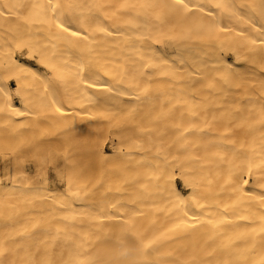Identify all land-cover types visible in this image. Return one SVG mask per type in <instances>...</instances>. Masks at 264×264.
Instances as JSON below:
<instances>
[{
  "label": "bare ground",
  "instance_id": "1",
  "mask_svg": "<svg viewBox=\"0 0 264 264\" xmlns=\"http://www.w3.org/2000/svg\"><path fill=\"white\" fill-rule=\"evenodd\" d=\"M23 135L0 264H264V0H0V139Z\"/></svg>",
  "mask_w": 264,
  "mask_h": 264
},
{
  "label": "rangeland",
  "instance_id": "2",
  "mask_svg": "<svg viewBox=\"0 0 264 264\" xmlns=\"http://www.w3.org/2000/svg\"><path fill=\"white\" fill-rule=\"evenodd\" d=\"M15 84H14V82H13V86H14ZM82 138V139H81ZM86 138V137H85ZM15 139H17L16 141H14ZM80 139V141L81 140H85L83 137H80L79 138ZM8 140V141H7ZM13 140V141H12ZM12 140L10 139H6V140H4L3 141V139H0V177L3 179V182L4 183H11V180H9L7 177H11V175L13 174V172L14 171H16V170H20V169H23V167L24 168H26V167H30V171H31V168H32V166L34 167V165H33V159L35 160V158H34V155H33V153L32 152H30L29 153V151H28V144H30V145H32L34 142L31 140L30 141V138L29 137H27V136H25V135H23L22 137H19V139L18 138H12ZM108 140V141H107ZM107 140H105V141H107V142H105V144L109 147V146H111L110 145V143L111 142H109V140L110 139H107ZM10 141V142H9ZM111 141V140H110ZM29 142H31V143H29ZM101 142H104V139H103V141L101 140ZM100 142V143H101ZM6 143V144H5ZM8 143V144H7ZM9 143H10V145H9ZM112 144V143H111ZM100 145V144H99ZM11 150V151H10ZM28 151V152H27ZM25 152V153H24ZM27 154V155H26ZM29 154H31V155H29ZM40 157H42V159H43V161H44V163H46V169H49L48 171H49V173H50V175H51V178H50V180H48L47 182L48 183H50V187L52 188V189H55V188H57V186H59L60 185V183H62L61 181H60V179H58L59 177H58V175H57V172H56V174L54 173L55 172V170H54V168H53V166L51 165V163H50V161H48V160H50L51 158H53V157H56L55 156V154H50L51 156H49V154L48 153H45V152H42V151H39L38 153H37ZM26 156V157H25ZM17 157V158H16ZM25 157V158H24ZM14 158V159H13ZM16 158V159H15ZM48 158H50V159H48ZM2 159V160H1ZM55 160H56V158H54ZM14 160H16V161H14ZM82 159H79L78 161H77V167H79L80 168V170H81V173L82 174H85V175H87V176H89L90 175V177H92L93 175H94V173L97 171L96 169H97V167H96V164L95 163H92V165H91V163H89V164H85L84 162H83V160L81 161ZM12 162V163H11ZM15 162V163H14ZM21 162V163H20ZM29 162V163H28ZM48 162V163H47ZM84 163V164H83ZM16 164V165H15ZM52 166H50V165ZM22 165V166H21ZM94 165V166H93ZM11 166H12V168H11ZM16 166V167H15ZM96 168V169H95ZM11 169V170H10ZM5 170V171H4ZM8 170V171H7ZM32 170H33V168H32ZM53 172H51V171ZM96 170V171H95ZM86 171V172H85ZM66 172H68V171H66ZM10 173H12V174H10ZM5 174V175H4ZM27 174H30L29 172H27ZM10 175V176H9ZM24 175H26L25 173H24ZM56 175V176H55ZM3 177H5V178H3ZM58 177V178H57ZM53 178V179H52ZM39 179H42V177L40 178L39 177ZM55 179H57V180H55ZM60 181V182H59ZM57 184V185H56ZM177 184H178V186L183 190V192L185 193V194H188L189 193V189H187L185 186H183V184H182V182H181V180L180 179H177ZM54 185H56V187L54 186ZM55 187V188H54ZM58 188H64V183H62L61 184V186H59ZM62 191H65V189H61L59 192H62ZM4 204V203H3ZM2 203L0 204L2 207H1V210L3 211V213H6V216H7V214L8 215H11L12 214V216H14V215H16L17 213H19V214H22V213H24V211H20V209L22 210H24V207L22 206V204H21V202H20V205H21V207H20V205H18L17 207H20V208H18L17 209V207H15V208H13L15 205L14 204H10V202L8 203V205L6 206V204H4L3 205ZM11 206V209H10V206ZM9 206V207H8ZM6 208H7V210L8 211H6ZM3 209H5V212H4V210ZM17 210V212H15L14 210ZM12 211V212H11ZM21 213H20V212ZM10 212V213H9ZM15 213V214H14ZM19 214H17V215H19ZM10 222V221H9ZM3 224H5V225H3V226H1L0 225V230H2V231H0V232H3V229H4V233L6 234V233H8L9 232V230L11 231L12 229H11V224H7V223H4L3 222ZM7 225H9V228H8V226ZM7 227V228H6ZM24 227H26V226H24ZM12 228H14V226L12 227ZM22 230V232H20L21 233V235L22 234H24L23 236H25L26 237V230H27V228H26V230H24V228H22L21 229ZM24 231V232H23ZM8 237V236H7ZM25 237H23V238H25ZM7 242L9 241V243L7 244V245H11V244H13L10 240H6ZM6 241L4 242V244L2 245V243H0L1 245H0V248H1V246L3 247H6ZM40 241V240H39ZM37 244H41V242H38ZM20 248L22 247V248H25L26 246H25V244L23 245H21V244H19L18 245Z\"/></svg>",
  "mask_w": 264,
  "mask_h": 264
}]
</instances>
